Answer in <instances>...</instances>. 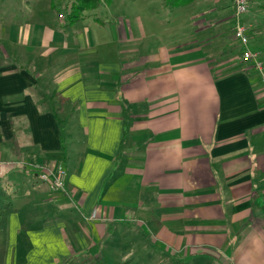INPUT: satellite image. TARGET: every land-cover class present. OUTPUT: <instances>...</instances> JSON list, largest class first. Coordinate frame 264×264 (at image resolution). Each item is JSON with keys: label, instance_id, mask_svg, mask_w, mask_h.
I'll use <instances>...</instances> for the list:
<instances>
[{"label": "crops", "instance_id": "0c3cea01", "mask_svg": "<svg viewBox=\"0 0 264 264\" xmlns=\"http://www.w3.org/2000/svg\"><path fill=\"white\" fill-rule=\"evenodd\" d=\"M185 5L136 35L112 11L0 24L22 56L0 59V264H264L261 73L233 0ZM245 17L264 64V0Z\"/></svg>", "mask_w": 264, "mask_h": 264}, {"label": "rangeland", "instance_id": "374dc122", "mask_svg": "<svg viewBox=\"0 0 264 264\" xmlns=\"http://www.w3.org/2000/svg\"><path fill=\"white\" fill-rule=\"evenodd\" d=\"M50 2L51 0H0V24H13L16 26L24 24L27 21L39 24L43 22V17L46 18L47 16L49 17V15V21L53 19L56 23H63L65 18L61 19L58 12L55 9L50 8ZM186 3L187 2H184L179 5L176 10L172 11L173 9H171V7L169 8L170 4L168 3V0H99L97 6L85 10L84 13L88 15V18L98 15L101 18L109 19L111 18L110 13L112 11L114 12V16L117 15L119 18H122L124 26L125 24H129V26H131V31L136 35L139 33L137 28L140 22L139 17L141 12L143 13V17H145V15L147 17L148 15L149 20H151L153 16H157V18L155 17L156 19L154 18V22L160 21L162 23H160L161 31H166L168 28L164 27L165 25L163 24L165 23L170 22L169 24L172 27L187 22L189 19L188 11L190 8H187L189 6L185 5ZM169 9L171 10L169 11ZM62 11L64 13L65 9L63 8ZM91 19L92 18H90V20ZM10 52L11 49L8 41L0 36L1 60L5 58L10 59L22 57H15L16 55Z\"/></svg>", "mask_w": 264, "mask_h": 264}, {"label": "built area", "instance_id": "2783aa9c", "mask_svg": "<svg viewBox=\"0 0 264 264\" xmlns=\"http://www.w3.org/2000/svg\"><path fill=\"white\" fill-rule=\"evenodd\" d=\"M234 1V35L240 42L241 53L244 60L251 61L261 73V81L264 84V64L260 58L259 51L249 47L250 24L245 19L249 0ZM40 177L56 189H65L67 185V168L63 165L43 166Z\"/></svg>", "mask_w": 264, "mask_h": 264}, {"label": "trees", "instance_id": "16d2710c", "mask_svg": "<svg viewBox=\"0 0 264 264\" xmlns=\"http://www.w3.org/2000/svg\"><path fill=\"white\" fill-rule=\"evenodd\" d=\"M189 1L190 0H168V3L170 4L169 7L172 8ZM98 2L99 0H51V5L59 14L63 13L62 9L64 8L65 12L62 16L65 18L66 24H72L82 19L85 16L84 11L97 6ZM51 98V109L58 118L61 127H63L61 113L64 111L67 97L60 91L54 90L51 94Z\"/></svg>", "mask_w": 264, "mask_h": 264}]
</instances>
